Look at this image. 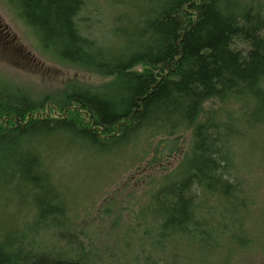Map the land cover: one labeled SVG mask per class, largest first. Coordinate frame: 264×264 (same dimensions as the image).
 Instances as JSON below:
<instances>
[{
    "label": "trees",
    "instance_id": "obj_1",
    "mask_svg": "<svg viewBox=\"0 0 264 264\" xmlns=\"http://www.w3.org/2000/svg\"><path fill=\"white\" fill-rule=\"evenodd\" d=\"M125 1L96 37L87 0H10L54 62L109 79L34 94L0 78V199L29 208L0 228V264H264V0ZM187 133L139 215L157 262L100 257L49 161L81 172L130 149L134 165L143 140L160 164Z\"/></svg>",
    "mask_w": 264,
    "mask_h": 264
},
{
    "label": "rangeland",
    "instance_id": "obj_2",
    "mask_svg": "<svg viewBox=\"0 0 264 264\" xmlns=\"http://www.w3.org/2000/svg\"><path fill=\"white\" fill-rule=\"evenodd\" d=\"M87 1L88 6L82 11L85 21L81 27L93 36L101 37L107 32L109 37L111 33L107 29H110L111 22L108 20V4L114 0ZM125 2H128L129 7L134 4L132 0ZM127 9L131 11L133 7ZM127 9L125 7L122 10ZM0 78L20 85L34 94L60 89L64 82L71 78L92 85L104 83L109 79L54 62L52 56L50 57L41 46L33 30L19 16L17 6L10 0H0ZM187 139L188 133L180 139L179 152L171 156L164 155V162L160 164L150 163L149 160L156 149L147 146L149 151L146 153L143 140L138 144V157L134 165L128 161L132 155L130 149L120 155L105 158L101 169H86L84 165V172L74 171L77 163L70 161L65 155L61 159H51L50 167L58 173L63 183H69L73 189L72 217L76 226L85 230L83 237L78 238L104 250L105 253L100 257L103 256L106 260L112 256L119 258L125 255L124 258L128 261L138 256L141 262L143 258H151L157 262V249H153L149 243L153 234L145 233L151 219H140L139 215L150 199L149 190L157 182V175L165 173L162 164L167 162L169 167L174 166L184 149L183 141ZM160 143L157 139L156 144ZM260 175L264 179V174ZM263 185L264 181L259 188L262 195ZM17 207L15 200L0 199V228L24 219L29 208L25 205L21 209ZM257 257V254L246 253L240 259L243 264H257L260 256Z\"/></svg>",
    "mask_w": 264,
    "mask_h": 264
}]
</instances>
